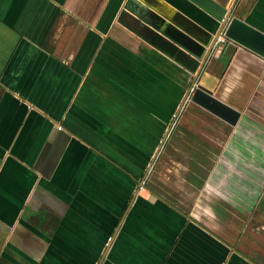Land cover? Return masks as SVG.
<instances>
[{"label": "crops", "instance_id": "0c3cea01", "mask_svg": "<svg viewBox=\"0 0 264 264\" xmlns=\"http://www.w3.org/2000/svg\"><path fill=\"white\" fill-rule=\"evenodd\" d=\"M124 2L0 0V264H264V180L252 197L249 183L228 184L233 171L192 164L196 214L146 187L134 196L194 74L118 22ZM233 15L264 32V0H239ZM222 47L197 85L240 117L198 107L235 128L264 115V61L230 43L229 62ZM236 60L249 66L240 84ZM226 79L232 93L217 88Z\"/></svg>", "mask_w": 264, "mask_h": 264}, {"label": "water", "instance_id": "95a60500", "mask_svg": "<svg viewBox=\"0 0 264 264\" xmlns=\"http://www.w3.org/2000/svg\"><path fill=\"white\" fill-rule=\"evenodd\" d=\"M238 1L234 0L231 6L226 7L215 0H125L118 17V22L137 37H140L150 46L164 53L194 74L193 82L181 105V109L187 100L191 98V102L217 114L231 124H236L240 117V112L213 95L210 91L197 85V82L205 64L221 45L219 40L223 33L227 41L223 44L220 57L228 56L230 51L228 45L236 43L245 51L249 50L264 59V32L233 15ZM198 31H201V33ZM195 44L201 46V52L196 51ZM191 56L200 64L197 70L190 67L194 60L193 57V59H190L192 61L189 60ZM231 58L232 55L224 59L231 62ZM242 63L245 64L242 60H236L234 67L237 68ZM256 64H260V60ZM245 66L243 68L244 71L249 67L246 64ZM181 109L177 111L173 123H171L165 135L161 138L151 166L157 161L162 148L170 137ZM231 167V170L227 168V171H233L235 166L232 165ZM197 176L202 177L200 174ZM196 181L201 180L197 179ZM150 183L153 185L152 182ZM145 184L146 178L140 182V188L135 193V197L140 189L145 187ZM239 187H242V183H239ZM156 199L157 196L155 194H151L149 197L151 202L156 201ZM127 214L128 211L124 214L116 232L125 221ZM116 232L110 238L107 248L110 247Z\"/></svg>", "mask_w": 264, "mask_h": 264}, {"label": "rangeland", "instance_id": "374dc122", "mask_svg": "<svg viewBox=\"0 0 264 264\" xmlns=\"http://www.w3.org/2000/svg\"><path fill=\"white\" fill-rule=\"evenodd\" d=\"M242 61L248 63V61ZM263 63L258 65L264 67ZM245 64L242 63L233 72L236 73L239 69L236 75L239 84L243 79L241 75L245 73L243 70L246 67ZM223 67V65H220L218 68L220 75L225 74L228 70V65L225 68ZM221 70H223V74L220 73ZM231 70H234V66ZM199 80L202 84L209 86V82L202 76ZM227 81L226 79L221 85L217 86V88L221 87L220 91L224 93L233 90V86H228ZM238 83L236 84L238 85ZM215 90L218 91L219 89ZM259 113L258 109L251 111L252 118L251 115L248 116L247 121L233 128L189 101L178 125L172 131L170 139H167L162 148L154 170L149 177L154 190L161 197L170 200L174 204H179L180 207L193 214L195 213L193 212V203L198 196V194L196 195L198 185L191 181L194 175L190 173L192 164L198 167L202 166L203 171H207L209 167L213 166L214 169L220 172H227V168L231 170V166L234 165L233 174L227 175L225 173L228 184L249 183L248 186L252 187L250 193L253 197L255 188L264 180V115L260 119L257 117ZM258 119L259 121H257ZM249 120H251L250 124H248ZM185 130L187 131L184 132ZM173 136L174 138H172ZM201 151L205 152L200 154ZM204 176L202 174V177H198V179H204ZM225 177L214 175V181H226ZM147 190L145 188L141 189L142 193L148 195ZM234 194L240 197L245 195V198L248 196L239 191H234ZM198 198L204 203L202 205H206V208L213 203L214 199L210 198L211 200H208L207 192H204ZM140 246H145V244ZM158 250V247L153 249L155 252H158ZM156 256L153 259L155 263H157L158 258Z\"/></svg>", "mask_w": 264, "mask_h": 264}, {"label": "trees", "instance_id": "16d2710c", "mask_svg": "<svg viewBox=\"0 0 264 264\" xmlns=\"http://www.w3.org/2000/svg\"><path fill=\"white\" fill-rule=\"evenodd\" d=\"M162 137H159V139H161ZM142 180V179H141ZM140 180V181H141ZM145 187L147 188V189H149L151 192H152V194H155L157 197H158V195L157 194H159L156 190H154V187L151 185V183H150V181L149 182H146V184H145ZM110 238H111V236H110ZM109 238V239H110ZM109 241V240H108Z\"/></svg>", "mask_w": 264, "mask_h": 264}, {"label": "built area", "instance_id": "2783aa9c", "mask_svg": "<svg viewBox=\"0 0 264 264\" xmlns=\"http://www.w3.org/2000/svg\"><path fill=\"white\" fill-rule=\"evenodd\" d=\"M225 32V31H224ZM227 38L225 37V35H224V33H223V35H221L220 36V44L222 43V44H224L227 40H226ZM63 128V126L62 125H60L59 126V129H62Z\"/></svg>", "mask_w": 264, "mask_h": 264}]
</instances>
